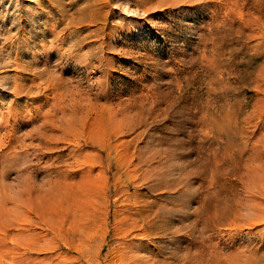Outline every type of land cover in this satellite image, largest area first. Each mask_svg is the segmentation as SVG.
<instances>
[{"label": "rangeland", "instance_id": "1", "mask_svg": "<svg viewBox=\"0 0 264 264\" xmlns=\"http://www.w3.org/2000/svg\"><path fill=\"white\" fill-rule=\"evenodd\" d=\"M0 204L9 264H264V0H0Z\"/></svg>", "mask_w": 264, "mask_h": 264}, {"label": "bare ground", "instance_id": "2", "mask_svg": "<svg viewBox=\"0 0 264 264\" xmlns=\"http://www.w3.org/2000/svg\"><path fill=\"white\" fill-rule=\"evenodd\" d=\"M18 86V85H17ZM19 87V86H18ZM7 115V114H6ZM4 118V117H3ZM16 118V117H15ZM76 119V118H75ZM8 120V119H7ZM84 120V119H83ZM84 122V121H83ZM1 127H3V126H1ZM6 127V126H5ZM67 127H69V126H67ZM70 130V129H69ZM68 130V131H69ZM72 131V130H71ZM63 136V135H62ZM62 139V138H61ZM260 160H262V158L260 159ZM256 163V162H255ZM262 163V162H261ZM258 165H260V163L258 164ZM256 166V165H255ZM253 167V166H252ZM261 167V166H260ZM262 167H263V165H262ZM261 167V168H262ZM257 170H258V167H257ZM263 170V169H262ZM72 171V170H71ZM251 174H252V172H251ZM257 174V173H256ZM248 175H250V174H248ZM247 175V176H248ZM262 175V174H261ZM249 178V177H248ZM250 179V178H249ZM247 180V179H246ZM251 180V179H250ZM255 180V179H254ZM260 180V179H259ZM245 182V181H244ZM261 182V181H260ZM259 182V183H260ZM251 183V182H250ZM257 184V183H256ZM262 184H263V182H262ZM247 185V184H246ZM36 188V187H35ZM25 189V188H24ZM39 189H42V188H39ZM250 189V188H249ZM27 188H26V191H24L25 192V194H26V192H27ZM38 190V189H37ZM42 191V190H41ZM30 192V194H31V196H32V193H31V191H29ZM39 192V191H38ZM42 192H45V191H42ZM19 193L20 194H22V192L19 190V192H18V195H19ZM24 194V195H25ZM50 194V193H49ZM54 194H56L55 192H54ZM12 194H10V196H11ZM23 195V197H25ZM15 196V195H14ZM30 196V197H31ZM43 196L44 195H42V193L41 194H36V195H34V197L35 198H33V200H32V198H30L31 200H32V202H31V204H30V206L28 207V209H29V211H26L27 210V208H25L26 210V214L24 215V217H22V216H20L19 217V220H20V225L22 226V228H20V232L19 233H24L26 230H27V228H26V226L27 225H29L30 223V221H29V218L30 219H32L31 217H34L35 219V221H38L39 223H41V204L43 203L42 202V199L41 198H43ZM46 196V195H45ZM47 196H48V193H47ZM47 196H46V200H47ZM16 197V196H15ZM18 198V197H17ZM28 198V197H27ZM9 199H11V198H9ZM12 201H13V199H11ZM21 200H23V199H21ZM29 200V199H28ZM28 200L26 201L25 200V202H28ZM52 200V199H51ZM4 201V200H3ZM17 201H18V199H17ZM1 202H2V200H1ZM5 202V201H4ZM23 202V201H22ZM6 203V202H5ZM4 203V204H5ZM18 203H20V201L18 202ZM24 203V202H23ZM49 203V202H48ZM52 203H54V201L52 202ZM13 204V203H12ZM26 204V203H25ZM50 204V203H49ZM56 203H54L53 205H55ZM1 206H2V204H0ZM7 205H8V202H7ZM7 205H6V207H7ZM20 205V204H19ZM22 205V207H23V204H21ZM28 205V204H27ZM44 205V204H43ZM45 205H47V203L45 204ZM4 206V205H3ZM5 207V208H6ZM47 207H48V205H47ZM46 207V208H47ZM4 208V209H5ZM234 208V207H233ZM48 209H49V207H48ZM47 209V210H48ZM52 209V208H51ZM56 209V208H55ZM237 209V208H236ZM2 210V209H1ZM7 210V209H6ZM54 210V209H53ZM235 210V209H234ZM10 211L11 210H9V214H11L10 213ZM54 211H56V210H54ZM2 212V211H1ZM7 212V211H6ZM5 211H4V214L6 213ZM3 213V212H2ZM2 213H1V216H2ZM8 213V212H7ZM32 213H34L35 215H33ZM58 214V213H57ZM32 215V216H31ZM56 216V215H55ZM15 218V217H14ZM12 220V219H11ZM18 220V221H19ZM3 221V220H2ZM1 221V222H2ZM32 221V220H31ZM43 223V222H42ZM1 225V224H0ZM10 224H8V221H5L4 222V224L2 225V226H0V251H2L1 253H0V257L1 258H4V260H3V262H1L0 264H9V259H8V256H10V249H11V246H12V244H11V242H13V241H9V239L12 237V236H10V234H12L11 233V229H12V231H13V228H10V226H9ZM15 226V225H14ZM31 226V225H30ZM35 227V226H34ZM16 228V227H15ZM14 228V229H15ZM37 229V228H36ZM29 230V229H28ZM74 231V230H73ZM17 232V231H16ZM14 233V232H13ZM73 233V232H72ZM70 234V233H69ZM17 236H18V234H16ZM16 236V237H17ZM19 236H20V234H19ZM30 236V235H29ZM12 240V239H11ZM15 241V240H14ZM15 242H18V241H15ZM9 244H11V245H9ZM17 246V243L16 244H14V246ZM29 245H31V244H29ZM2 246H3V248H2ZM19 246V245H18ZM17 246V247H18ZM13 247V246H12ZM20 247V246H19ZM39 248V247H38ZM15 250H16V248H15ZM87 250V249H86ZM17 251V250H16ZM77 252V251H76ZM22 253V252H21ZM81 253V252H80ZM11 254H14V253H11ZM17 254V253H16ZM28 254V253H27ZM24 255V254H23ZM12 256V255H11ZM10 256V257H11ZM25 256V255H24ZM27 256V255H26ZM21 257V256H20ZM82 257V256H81ZM0 258V259H1ZM12 258H13V256H12ZM15 258H16V256H15ZM24 258V257H23ZM85 258H87V257H85ZM18 259L20 260V259H22V258H19V256H18ZM25 259V258H24ZM16 260V259H15ZM18 260V261H19ZM62 260H65V259H62ZM62 260H60V261H62ZM21 261V260H20ZM19 261V262H20ZM24 261H27V260H24ZM60 263V262H59ZM14 264H15V262H14ZM26 264V263H25ZM66 264H67V262H66ZM229 264H231V263H229Z\"/></svg>", "mask_w": 264, "mask_h": 264}]
</instances>
